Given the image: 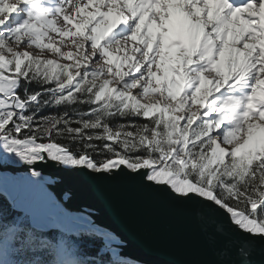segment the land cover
I'll return each mask as SVG.
<instances>
[{
	"label": "snow or ice",
	"instance_id": "obj_1",
	"mask_svg": "<svg viewBox=\"0 0 264 264\" xmlns=\"http://www.w3.org/2000/svg\"><path fill=\"white\" fill-rule=\"evenodd\" d=\"M48 161L264 252V0H0V264H143Z\"/></svg>",
	"mask_w": 264,
	"mask_h": 264
},
{
	"label": "water",
	"instance_id": "obj_2",
	"mask_svg": "<svg viewBox=\"0 0 264 264\" xmlns=\"http://www.w3.org/2000/svg\"><path fill=\"white\" fill-rule=\"evenodd\" d=\"M35 167L55 181L46 186L66 207L95 210L99 222L127 241L126 254L133 260L143 264H232L238 259L239 264H264V252L260 250L245 259L236 255L235 245L225 246L222 233L216 231L217 226L227 228L225 217L217 218L216 224L206 230L197 215H178L131 200L120 189L99 185L87 170L65 168L52 161ZM0 170L26 171L14 166ZM64 193L70 195L68 201L63 200Z\"/></svg>",
	"mask_w": 264,
	"mask_h": 264
},
{
	"label": "trees",
	"instance_id": "obj_3",
	"mask_svg": "<svg viewBox=\"0 0 264 264\" xmlns=\"http://www.w3.org/2000/svg\"><path fill=\"white\" fill-rule=\"evenodd\" d=\"M53 111H55V109H53V108H46V109H44V111H42L40 113V115H46V114L51 113ZM0 202H3L4 203L5 210H6L7 209V201H6V199L3 196H0ZM5 215L6 216L8 215L7 211H5Z\"/></svg>",
	"mask_w": 264,
	"mask_h": 264
}]
</instances>
